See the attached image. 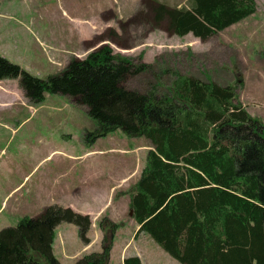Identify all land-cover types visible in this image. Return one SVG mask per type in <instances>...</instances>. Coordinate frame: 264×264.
I'll return each instance as SVG.
<instances>
[{"label": "trees", "instance_id": "obj_1", "mask_svg": "<svg viewBox=\"0 0 264 264\" xmlns=\"http://www.w3.org/2000/svg\"><path fill=\"white\" fill-rule=\"evenodd\" d=\"M257 0H187V7L157 3L153 23L178 37L203 42L257 13ZM264 60V52L261 53ZM151 65H135L102 45L46 79L0 56V82L18 80L30 106L46 95H62L96 122L84 141L92 147L121 131L146 139V165L130 197L140 234L148 235L180 264H264V121L252 116L232 86L179 77L170 96L130 90L126 83ZM62 223L78 228L90 245V215L51 205L0 231V264H62L53 252ZM119 224L105 217L99 228L110 237L103 251L74 264H113ZM120 264H143L138 256Z\"/></svg>", "mask_w": 264, "mask_h": 264}, {"label": "rangeland", "instance_id": "obj_2", "mask_svg": "<svg viewBox=\"0 0 264 264\" xmlns=\"http://www.w3.org/2000/svg\"><path fill=\"white\" fill-rule=\"evenodd\" d=\"M156 2L187 7V0H0V56L46 79L61 73L72 58L84 59L96 48L109 45L135 65L152 66L126 83L130 90L170 96L179 77L192 76L232 86L243 103L251 95L253 109L263 113L264 0H257L258 10L251 18L205 42L156 26L152 16ZM18 82L6 80L5 84L19 89ZM95 127L84 107L62 95L47 94L43 103L30 106L21 92V100L12 107L0 108V231L51 205L87 214L95 199L87 189L76 186L68 192L49 186L56 177L84 178L85 162L75 163L59 154L47 157L53 150L84 155L92 149L84 141L85 131ZM96 148L105 152L107 167L111 166L108 160L120 157L123 150L124 168L118 173L128 181L126 191L114 197L115 204L108 211L93 216L94 220L90 216V245L81 241L75 225L60 224L53 245L57 259L74 264L84 255L101 253L104 235L109 238L111 232L106 229L104 233L99 222L107 217L120 225L113 239V264L130 256L140 257L143 264H180L148 235L136 237L139 228L132 219L130 197L137 183L135 174L139 171L140 178L151 144L117 131L99 139ZM102 205H92L93 212ZM33 254L40 264H47L40 254Z\"/></svg>", "mask_w": 264, "mask_h": 264}, {"label": "crops", "instance_id": "obj_3", "mask_svg": "<svg viewBox=\"0 0 264 264\" xmlns=\"http://www.w3.org/2000/svg\"><path fill=\"white\" fill-rule=\"evenodd\" d=\"M251 18V17H250ZM6 81L0 82V108H10L12 104L21 100V91L19 89L12 88L5 84ZM248 86L251 82L246 81ZM254 83V82H252ZM246 98H250L249 102L243 103L246 107L247 111L255 117H259L264 121V112L260 113L257 110L253 109L255 103L253 102V97L251 95L246 96ZM247 100V99H246ZM98 141L93 145L91 150L86 152L84 155L76 156L75 154H70L65 151L53 150L47 158L52 157L53 155L59 154L65 157V159H71L73 162H85L86 166V176L79 177L73 176L72 178L60 179L56 177L49 181V186L52 188L61 187L63 191L72 192L75 191V187L79 186V188L87 189L90 195H94L95 199L92 202V205L99 206L101 204L102 207L98 212H93L92 206L87 212L93 219V216L99 214L102 215L104 212L109 210V205L115 204L114 197L119 195L120 193H124L126 191L125 185L128 184V181L125 182L126 178L118 171L123 170V150L121 151V156H115L114 158H110L108 162L110 163V167L106 166L107 159L105 157V152L100 148H96ZM112 147L111 150L112 151ZM117 150V149H116ZM64 161V160H63ZM119 165V167H118ZM75 169V168H74ZM108 169L113 172L107 173ZM136 181L139 179V171L135 174ZM133 178V177H132ZM65 182L64 184H62ZM19 188V187H18ZM16 188V190L18 189ZM23 190V189H22ZM112 200V201H111ZM110 205V206H111ZM95 219V218H94ZM93 219V220H94ZM99 238V236L97 235ZM91 239V237H89ZM92 240V239H91ZM124 260V259H123Z\"/></svg>", "mask_w": 264, "mask_h": 264}]
</instances>
